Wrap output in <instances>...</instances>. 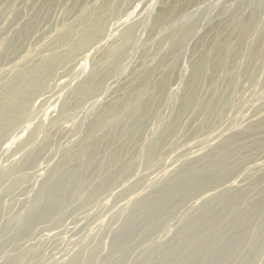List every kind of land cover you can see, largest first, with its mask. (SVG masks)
I'll return each instance as SVG.
<instances>
[{
  "label": "rangeland",
  "instance_id": "374dc122",
  "mask_svg": "<svg viewBox=\"0 0 264 264\" xmlns=\"http://www.w3.org/2000/svg\"><path fill=\"white\" fill-rule=\"evenodd\" d=\"M0 264H264V0H0Z\"/></svg>",
  "mask_w": 264,
  "mask_h": 264
},
{
  "label": "bare ground",
  "instance_id": "6f19581e",
  "mask_svg": "<svg viewBox=\"0 0 264 264\" xmlns=\"http://www.w3.org/2000/svg\"><path fill=\"white\" fill-rule=\"evenodd\" d=\"M44 72H45V71H44ZM247 145H248V144H247ZM240 146H241V145H240ZM248 149H249V148H248ZM194 175H196V174H194ZM190 183L192 184V183H194V181H191ZM191 184H189L188 187H189ZM186 185H187V184H185V186H186ZM50 199H52L54 202H59V201L56 199V195H55V194H53L52 197H51ZM29 221H30V219H29Z\"/></svg>",
  "mask_w": 264,
  "mask_h": 264
}]
</instances>
